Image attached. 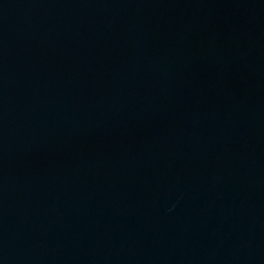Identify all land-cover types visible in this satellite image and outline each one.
<instances>
[{"label":"water","instance_id":"water-1","mask_svg":"<svg viewBox=\"0 0 264 264\" xmlns=\"http://www.w3.org/2000/svg\"><path fill=\"white\" fill-rule=\"evenodd\" d=\"M0 264H264V0H0Z\"/></svg>","mask_w":264,"mask_h":264}]
</instances>
